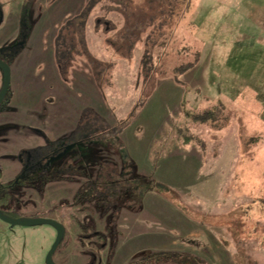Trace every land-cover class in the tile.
Returning <instances> with one entry per match:
<instances>
[{"label":"rangeland","instance_id":"rangeland-1","mask_svg":"<svg viewBox=\"0 0 264 264\" xmlns=\"http://www.w3.org/2000/svg\"><path fill=\"white\" fill-rule=\"evenodd\" d=\"M3 1L0 46L17 48L0 107L8 216H80L82 196L126 251L154 239L198 264H264V0ZM107 188L135 204L101 216ZM64 218L57 254L76 264L84 246ZM54 238L50 223L0 219V264H44Z\"/></svg>","mask_w":264,"mask_h":264},{"label":"flooded vegetation","instance_id":"flooded-vegetation-1","mask_svg":"<svg viewBox=\"0 0 264 264\" xmlns=\"http://www.w3.org/2000/svg\"><path fill=\"white\" fill-rule=\"evenodd\" d=\"M4 1L0 0V25L4 22L6 14L4 10ZM33 10L36 11L37 9H40L39 7L35 8V5L32 6ZM27 9H25L26 12ZM32 10V11H33ZM19 26H20V38L22 36V33L26 34L25 27L27 26L23 19H19ZM23 24L25 27H23ZM19 32V31H17ZM14 41V40H13ZM19 45V44H17ZM16 45V46H17ZM15 43L10 42V44H6L4 46H0V59L8 65L10 70V78H9V85L7 90L10 87L11 84V62L12 58H14L13 55L16 54V49L14 47ZM0 69L3 71V68L0 66ZM4 76V72H3ZM3 83V80H2ZM2 87V85H1ZM1 90V88H0ZM7 90L5 92V95L0 102V107H3L8 104L10 101L9 96L6 94ZM13 96V95H12ZM37 160V158H35ZM54 176V175H52ZM49 177V178H52ZM33 182V181H31ZM11 182H8L6 180H2L1 173H0V191H3L4 188H7L8 186H11ZM95 190V189H94ZM110 190L107 188L102 191H94V197L96 198L94 207L95 209L100 211V214H106L108 211H112V214H116L115 210L120 209L121 207H132L135 203L133 200L130 199H120L115 196V194L109 195ZM121 189H119V192ZM87 192V191H86ZM88 196L89 193L87 192ZM0 196H5L2 193H0ZM76 199L70 200V204L73 205V208H77L79 213H81L80 216H75L73 213H70L68 211V214H62L60 207L61 205H53L52 207L46 209L42 212H34L28 217H37V218H43L46 219L43 222L50 223L55 232V238L58 232L59 226L62 228V235L54 248V250L50 253V261L47 260V255L55 241L51 244L50 247H48L45 255H44V264H62L61 259H59V254H57L60 251V248L63 244L66 243V235H69L70 232L66 227V223L64 222L65 216L67 215L68 218L75 220L76 226L79 228L77 236L79 241L82 243L83 250L80 252V259L79 262L76 264H191V261H188L187 259L190 257H193L192 264H198L199 260L197 258H203L205 260V256L199 252L191 251V250H183V251H175L172 248H157L154 247V245L157 244V242L154 241V239H151L149 245L147 244L146 247L141 246H135V248H131L129 251H126L124 248L126 245H128L127 239L125 241L118 242L117 239H111L108 240L107 235L105 231H107L111 226L110 225H104V230L97 229L95 226L94 220L91 218V216L88 214L89 209V203L85 202V198L82 196L78 197L76 196ZM3 200H0V211L5 213L6 215H9V213H12L10 209L4 207L1 205V202ZM68 203V202H66ZM133 203V204H132ZM59 212L58 217H52L53 219L49 218L48 216H45V214L49 211ZM70 210V209H69ZM41 223V222H40ZM107 229V230H106ZM146 242V241H145ZM154 242V244L152 243ZM131 246V245H128ZM133 247V246H132ZM188 254V255H187ZM175 255L178 256L175 258ZM86 259L83 261V259ZM63 261H67L70 263V259L63 258ZM81 260V261H80ZM197 261V262H196ZM66 262V263H67ZM73 263V262H71ZM70 263V264H71ZM29 264V263H28Z\"/></svg>","mask_w":264,"mask_h":264},{"label":"water","instance_id":"water-1","mask_svg":"<svg viewBox=\"0 0 264 264\" xmlns=\"http://www.w3.org/2000/svg\"><path fill=\"white\" fill-rule=\"evenodd\" d=\"M0 66L3 68V72H4L3 83H2L1 90H0V102H1L4 95H5L6 90L8 88V85H9L10 70H9L8 65L5 64L1 59H0ZM0 219L8 222L10 224H19V225H29V224H33V223L43 222L46 220V219L37 218V217H27L25 219L13 218V217L6 215L2 211H0ZM61 235H62V228H61V226H59L55 241H54V243H53V245H52V247H51V249L47 255L48 261H50L49 255L54 250V248L56 247Z\"/></svg>","mask_w":264,"mask_h":264},{"label":"trees","instance_id":"trees-1","mask_svg":"<svg viewBox=\"0 0 264 264\" xmlns=\"http://www.w3.org/2000/svg\"><path fill=\"white\" fill-rule=\"evenodd\" d=\"M54 38H56V35L54 36ZM61 39V37H60ZM55 40V39H54ZM57 42V41H56ZM54 47V46H53ZM58 47L60 48L59 42L55 43V47H54V52L51 53V58H53L56 63L57 62H63V59L66 61L65 58V54H61L62 50H58ZM62 48V47H61ZM81 54V53H80ZM68 59V58H67ZM58 64V63H57ZM59 67V66H58ZM54 70H57L56 68H54ZM213 109H205L202 112L197 113L196 115H192L193 120H199V121H208V120H214V116L212 115V111ZM90 120V119H88ZM92 125H95L96 123L98 124V120L97 118L92 117ZM101 121V120H100ZM188 136H184L182 142H187L189 139L187 138ZM77 197L74 196L73 199H76Z\"/></svg>","mask_w":264,"mask_h":264}]
</instances>
